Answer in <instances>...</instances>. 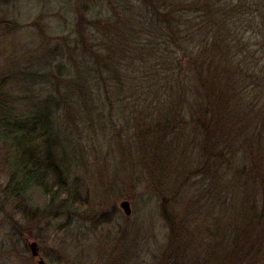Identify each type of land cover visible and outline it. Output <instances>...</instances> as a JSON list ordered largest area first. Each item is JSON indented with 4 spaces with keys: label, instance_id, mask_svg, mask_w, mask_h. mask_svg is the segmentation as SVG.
Masks as SVG:
<instances>
[{
    "label": "trees",
    "instance_id": "16d2710c",
    "mask_svg": "<svg viewBox=\"0 0 264 264\" xmlns=\"http://www.w3.org/2000/svg\"><path fill=\"white\" fill-rule=\"evenodd\" d=\"M116 3L65 52L49 51L21 73L25 114L0 82L7 192L78 200L70 158L80 148L68 125L103 136L134 130L169 152L195 147V186L212 215L208 248L231 252L229 264H264V0ZM37 83L46 95L35 94Z\"/></svg>",
    "mask_w": 264,
    "mask_h": 264
},
{
    "label": "rangeland",
    "instance_id": "374dc122",
    "mask_svg": "<svg viewBox=\"0 0 264 264\" xmlns=\"http://www.w3.org/2000/svg\"><path fill=\"white\" fill-rule=\"evenodd\" d=\"M116 1L0 0V82L8 80L1 85L20 99L15 105L23 114L29 105L21 101V73L37 68V57L49 51L65 52L91 17ZM46 88L37 83L33 91L46 95ZM71 126L65 134L80 150L70 158V179L83 185L74 202L59 203L62 195L54 202L36 188L11 196L12 149L0 142V264H38L29 247L34 241L47 264H229L231 252L208 248L212 215L195 186V147L169 152L134 130L103 136Z\"/></svg>",
    "mask_w": 264,
    "mask_h": 264
},
{
    "label": "water",
    "instance_id": "95a60500",
    "mask_svg": "<svg viewBox=\"0 0 264 264\" xmlns=\"http://www.w3.org/2000/svg\"><path fill=\"white\" fill-rule=\"evenodd\" d=\"M121 207L124 209L126 215H130L132 212L131 204L128 200H123L121 202ZM32 256L37 259L38 264H47V262L40 256L39 245L36 241L29 244Z\"/></svg>",
    "mask_w": 264,
    "mask_h": 264
}]
</instances>
